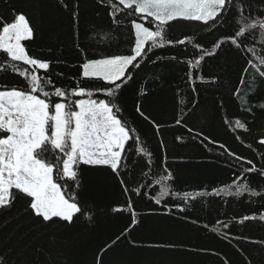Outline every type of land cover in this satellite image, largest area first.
Returning <instances> with one entry per match:
<instances>
[{
	"label": "trees",
	"instance_id": "trees-1",
	"mask_svg": "<svg viewBox=\"0 0 264 264\" xmlns=\"http://www.w3.org/2000/svg\"><path fill=\"white\" fill-rule=\"evenodd\" d=\"M242 4V14L211 28L172 22L166 35L173 43L148 51L129 70L119 115L140 143L129 142L124 185L110 170L88 166H81L79 186L59 180L86 213L68 228L38 224L19 196L0 210V255L9 264H264V77L247 63L264 53V31L249 30L239 48L230 42L249 15L264 20V0ZM109 11L101 0H0V17L23 13L34 29V39L22 43L50 62L41 75L68 91L79 85L95 93L102 83L80 76L84 61L130 54L132 18L121 14L116 25ZM180 39L186 43H175ZM221 40L227 42L215 55L191 67ZM23 83L0 71V85ZM237 119L247 132L234 129ZM240 185L247 190L237 194Z\"/></svg>",
	"mask_w": 264,
	"mask_h": 264
},
{
	"label": "snow or ice",
	"instance_id": "snow-or-ice-1",
	"mask_svg": "<svg viewBox=\"0 0 264 264\" xmlns=\"http://www.w3.org/2000/svg\"><path fill=\"white\" fill-rule=\"evenodd\" d=\"M101 4L110 9L108 15L116 25L121 24V14L132 18L134 45L130 54L88 59L80 65L83 79L102 82L95 93L79 85L71 91L55 87L50 78L41 75L49 72L50 62L29 55L22 43L34 39L26 15L13 13L11 21L0 17V71L10 70L24 81L22 86L0 85V210L10 208L19 196L28 215L45 228H68L86 216L77 196L66 194L59 180L79 186L81 166L107 169L114 179L120 177L129 142L138 145L140 141L119 115V93L132 79L129 70L139 68L148 51L173 43L166 35L172 22L197 21L211 28L234 13H243L242 0H108L107 4L101 0ZM249 30L264 31V20L246 17L244 26L237 25L232 33L231 44L242 47L239 38ZM225 42L214 43L212 51L202 49L204 54L191 67L198 68L204 56L215 55ZM175 43L183 45L186 39ZM247 63L264 77V53L258 62ZM49 86L52 91L47 90ZM97 93L105 98H93ZM259 107L264 108V104ZM137 111L143 115L142 107ZM234 129L248 131L239 119ZM259 143L264 145V139ZM135 151L143 152V148ZM120 184H125L122 177ZM245 190L247 186L240 185L236 192ZM128 209H132L131 202ZM250 219L254 217H244ZM131 222L137 223L134 213ZM0 264H9V257L0 255Z\"/></svg>",
	"mask_w": 264,
	"mask_h": 264
}]
</instances>
